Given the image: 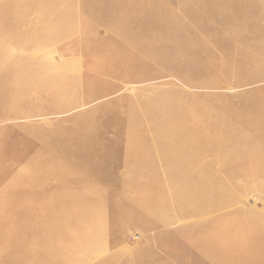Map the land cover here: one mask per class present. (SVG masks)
Returning <instances> with one entry per match:
<instances>
[{
  "label": "rangeland",
  "instance_id": "374dc122",
  "mask_svg": "<svg viewBox=\"0 0 264 264\" xmlns=\"http://www.w3.org/2000/svg\"><path fill=\"white\" fill-rule=\"evenodd\" d=\"M0 264H264V0H0Z\"/></svg>",
  "mask_w": 264,
  "mask_h": 264
},
{
  "label": "bare ground",
  "instance_id": "6f19581e",
  "mask_svg": "<svg viewBox=\"0 0 264 264\" xmlns=\"http://www.w3.org/2000/svg\"><path fill=\"white\" fill-rule=\"evenodd\" d=\"M177 124H179V126H180V127H176V130H177V133L179 134V136L189 135L188 132L185 131L186 129H184V127L182 125H180V123H177ZM205 130H206V128L200 127V132H203ZM185 137H187V136H185ZM202 146H203L202 141L201 142L200 141H198V142L197 141H184V142H182V141L176 140L175 143L164 144L162 150L164 152H167V153L189 152L191 150L202 148Z\"/></svg>",
  "mask_w": 264,
  "mask_h": 264
}]
</instances>
